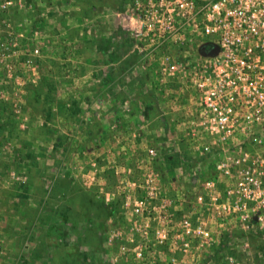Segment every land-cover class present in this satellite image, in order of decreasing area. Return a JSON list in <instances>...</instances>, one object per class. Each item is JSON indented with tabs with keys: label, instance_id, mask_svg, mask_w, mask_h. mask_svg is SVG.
Listing matches in <instances>:
<instances>
[{
	"label": "built area",
	"instance_id": "2783aa9c",
	"mask_svg": "<svg viewBox=\"0 0 264 264\" xmlns=\"http://www.w3.org/2000/svg\"><path fill=\"white\" fill-rule=\"evenodd\" d=\"M53 12L28 0H0V100L9 102L22 128L30 117L21 98L53 60L45 27ZM112 19L126 33L134 57L124 75L152 73L169 110L181 111L171 120L176 140L189 147L191 157L215 153L220 159L215 178L202 176V163L189 160L198 177L193 198L183 200L189 213L181 217V201L167 195L154 168L158 148L147 146L146 157L136 158L133 167L112 166L128 227L111 228L107 245L139 264H213V249L223 238L230 250L226 264H255L249 238L264 234V0H130ZM209 43L218 52L201 55L199 48ZM132 106L126 99L118 109L130 114ZM144 130L140 125L132 137ZM9 147L1 134L4 157ZM101 169L90 163L89 186H100ZM14 178L27 183L21 175ZM176 189L177 197L184 195Z\"/></svg>",
	"mask_w": 264,
	"mask_h": 264
},
{
	"label": "rangeland",
	"instance_id": "374dc122",
	"mask_svg": "<svg viewBox=\"0 0 264 264\" xmlns=\"http://www.w3.org/2000/svg\"><path fill=\"white\" fill-rule=\"evenodd\" d=\"M28 1L38 9L51 6L54 11L45 21L46 31L53 42V64L51 61L44 63L45 76L37 84L44 90L50 89V93H41L35 99L36 87H27L21 103L30 120L24 128L12 119L9 102L0 100V120L6 121L0 124V135L7 137L10 143L5 157L0 148V264H139L133 258L118 257L117 246L110 249L107 237L111 228L127 231L128 227L112 166H135L136 158L146 157L145 149H136L137 141L130 150L125 143L118 144L116 149L114 143L104 140L100 130L93 132L89 128L83 138L79 135L82 128L77 130L78 126L72 120L80 101L75 93L78 85L82 86L79 82L84 81L78 80L81 75L86 74L88 79L85 84L92 85L93 80L88 73L95 71L99 73L100 85L108 87L109 75L116 70L121 71L122 76L130 63L127 59L130 58L131 44L120 27L114 30L117 45L108 47L105 42L104 61L98 60L93 45L98 41V34L102 35V41L109 40V31L104 27L116 25L109 15L123 10L130 0H110L113 3L110 13L105 11L100 14L93 10L96 0ZM95 48L98 50V47ZM130 76L139 79L141 73L138 71ZM149 86L153 88L152 84ZM132 99L134 103V97ZM64 101L70 106L67 107ZM118 101L123 102L124 99ZM90 102L87 97L82 99L83 104ZM51 105L56 109V115L60 113L59 120L70 118L73 122L67 127L70 132L66 127L60 129L57 125H46L43 118L45 114L52 116ZM57 106L63 109L59 110ZM176 113L177 118L181 117V111ZM172 129H167L166 133H173ZM42 130L50 135L37 144L36 152L31 141L41 139L35 131ZM145 145L158 148L159 156L162 153L165 157L169 156L166 164L171 166L170 170H164L163 163L157 166V162L154 168L163 180L167 195L181 201L176 215H188L190 207L183 200L193 198L191 181L198 175L189 170L178 173L174 170L175 153L167 154L175 150L171 142L160 146L146 141ZM188 160V156L182 159L183 163ZM92 161L102 168L98 180L100 186H89L85 177ZM202 161L203 157L197 160L200 164ZM188 165L190 168L189 161ZM206 170L209 171V168H203L202 176H213ZM15 175L26 177L27 183L19 185ZM176 188L184 195L177 197ZM249 240L255 252V264H264V234Z\"/></svg>",
	"mask_w": 264,
	"mask_h": 264
},
{
	"label": "crops",
	"instance_id": "0c3cea01",
	"mask_svg": "<svg viewBox=\"0 0 264 264\" xmlns=\"http://www.w3.org/2000/svg\"><path fill=\"white\" fill-rule=\"evenodd\" d=\"M94 2H95L94 4L95 7H93V10L95 13L100 14L101 12H105V11L106 12L108 11L110 13L109 8L113 5L112 1L96 0ZM109 17H112L111 14L109 15ZM114 26L115 27L109 24L108 27H104V29L106 28L109 31L108 41H102L103 39L101 38L103 37L100 34H98L97 36L95 35L96 38H98V41H96V43H94L93 45H94V51L97 52L98 55L97 57L99 58L98 59L99 61L101 60L104 61V58L106 56L104 55V52L106 51L104 45L106 43H108L109 45L108 47L113 46V44L114 46L117 45L116 37H115L116 32H114V30H116V28H119V26L117 24ZM121 33L122 31H120V34ZM95 46L98 47V50L95 48ZM112 58L110 60H114ZM126 58L127 57H125L124 60L126 62L127 60H130L129 64H131L134 61V57L131 55L130 58H128L127 60ZM88 74L91 75V78L93 80L92 85L85 84L86 80L88 79L86 74H84V76L81 75V77L78 78V80L84 79V81L79 82L80 84H82V86L80 87V85H78L77 91L75 93L76 95H79L80 101L76 105V113L75 116L72 117V120H74L75 124L78 126L77 130L78 128H82L81 131L79 130L80 134L79 132L76 133H78L80 136L82 135L83 138H85L87 136L86 131L88 130V128L93 132H97L98 130H100V133L105 136L104 140L109 141L111 144L114 143L115 144L114 147H116V149H118L117 145L118 144L120 145V143H125V145L130 150L134 146L133 145L134 142L137 141L136 142L137 145H135L136 149L144 150L147 147V145H145L146 141L156 143L160 146L163 143L171 142L172 146L174 145L175 150L174 152L172 150L168 151L167 154H170L172 152L171 154L173 155L175 153L173 159L175 162L176 169L174 170H176L177 173L183 171L187 172L188 170L192 171L191 166L189 168L188 161L189 160L197 161L200 158L196 156L191 157L189 147L183 144V142H178L176 140L174 136L175 135L174 131H172L173 133L170 132L166 133L167 129L169 130L172 128L171 120L177 118L178 113L171 112L169 110V107L166 105V102H164L161 99L159 93L155 91L153 86L154 78L152 74L150 73L141 74V76H139V79H135V78H131V76L130 77L125 76L124 74H122L121 76V71L118 72L114 70V72L111 75H109L110 80H109V84L107 85L108 87L100 85L101 81L99 80V73L93 71L92 73H88ZM56 76L57 75H54V77ZM150 84H152L153 88L149 86ZM112 92H114V95L112 94ZM41 93L42 95H46L48 91L42 89ZM56 93H58V90L56 91ZM84 97L91 99V102L83 104L82 99ZM132 97H134L136 103L135 102L133 103L131 113L130 114L121 113L120 110L118 109V105L122 102L118 100L120 99H124V101L126 99L133 100ZM59 104L62 105L61 101H59ZM65 104L67 105V107L70 106L67 102ZM53 108L54 106L51 105L50 109ZM57 109L60 110L63 109V107L57 106ZM164 113L165 115H163ZM59 116L60 113L57 115L55 113H52V116L50 115V117H48L45 114L43 120L44 121L46 120L45 122L46 125L53 124L54 127L57 125V127H59L60 129H62L63 127L67 128L69 125H71V123H73L70 122V118L68 119L61 118V120H59ZM40 120L42 119H39V121ZM135 120L136 122H134ZM140 125L144 126L145 130L138 132L140 133V136H138L137 138H133L132 130H130V128L138 129ZM113 126H115V129L113 128ZM67 129L69 130L68 132L71 131L70 128ZM35 132H36L35 135L40 134L39 137L41 138V139L34 138L31 141V145L35 146L34 151L36 150L37 152L38 150L37 144L40 143L44 137L47 136L49 137L50 134H48L44 130H42V132L40 131L39 132L35 131ZM162 154L161 156H159V159L157 161V166L163 163L161 165L163 166L164 170L167 169L170 170L171 166L169 164H166L167 162L166 158H168L169 156L165 157L164 156L165 153ZM185 156H188L189 160L183 163L182 159ZM204 157H203L204 161H202L201 164L202 168H207V169L209 168V171L206 170V173L209 172V175L212 173L213 176L210 175L209 178H215V166L217 161H219L220 156L216 155L215 153H212ZM161 158H162V162H161ZM195 181L196 178L193 177L191 181L192 183L191 188L193 189V192H195L196 189ZM225 183L226 180L224 179L223 184L225 185ZM241 238L245 239V236L242 235ZM221 242L222 243L219 246L214 247L213 249V255L211 258L213 264H226V257L230 253V250L223 247V243H225L223 238L221 239ZM109 264L112 263L110 262Z\"/></svg>",
	"mask_w": 264,
	"mask_h": 264
},
{
	"label": "water",
	"instance_id": "95a60500",
	"mask_svg": "<svg viewBox=\"0 0 264 264\" xmlns=\"http://www.w3.org/2000/svg\"><path fill=\"white\" fill-rule=\"evenodd\" d=\"M218 52V48L215 44H204L199 48V53L203 56H213Z\"/></svg>",
	"mask_w": 264,
	"mask_h": 264
},
{
	"label": "trees",
	"instance_id": "16d2710c",
	"mask_svg": "<svg viewBox=\"0 0 264 264\" xmlns=\"http://www.w3.org/2000/svg\"><path fill=\"white\" fill-rule=\"evenodd\" d=\"M51 63L53 64V62L51 61ZM146 74V73H145ZM38 86H36V88H35V90H34V95H35V99L37 98V97H39L40 95H41V91H42V88H37ZM50 87H52V82H51V85H50ZM156 91V90H155ZM48 93H50V89H48ZM38 99V98H37ZM156 163V162H155Z\"/></svg>",
	"mask_w": 264,
	"mask_h": 264
}]
</instances>
